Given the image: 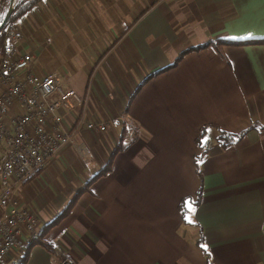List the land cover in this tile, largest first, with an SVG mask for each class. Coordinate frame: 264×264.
<instances>
[{
  "label": "crops",
  "instance_id": "crops-1",
  "mask_svg": "<svg viewBox=\"0 0 264 264\" xmlns=\"http://www.w3.org/2000/svg\"><path fill=\"white\" fill-rule=\"evenodd\" d=\"M14 27L37 71L88 95V119L108 125L82 130L16 186L12 200L35 214L40 231L131 130L112 172L45 235L56 251L76 264H208L203 237L212 264H264V44L223 55L211 46L178 61L232 35L264 39V0H42ZM80 112L62 111L65 129ZM206 126L210 151L198 172ZM252 127L228 149L215 144L219 130ZM200 188L195 223H186L179 205L197 202ZM54 253L38 244L25 264H58Z\"/></svg>",
  "mask_w": 264,
  "mask_h": 264
},
{
  "label": "built area",
  "instance_id": "built-area-1",
  "mask_svg": "<svg viewBox=\"0 0 264 264\" xmlns=\"http://www.w3.org/2000/svg\"><path fill=\"white\" fill-rule=\"evenodd\" d=\"M24 40L13 27L0 45V264H23L28 251L44 242L35 214L12 200L16 186L34 177L82 130L108 128L106 122L88 119V95L66 88L55 72L37 71ZM77 107L80 115L67 130L62 111ZM54 254L58 264H76L69 254Z\"/></svg>",
  "mask_w": 264,
  "mask_h": 264
},
{
  "label": "trees",
  "instance_id": "trees-1",
  "mask_svg": "<svg viewBox=\"0 0 264 264\" xmlns=\"http://www.w3.org/2000/svg\"><path fill=\"white\" fill-rule=\"evenodd\" d=\"M42 2V0H18L17 5L14 8V11L12 12L8 22L6 23V25L0 30V45H4L5 43V39L10 31L11 28H13L15 26V24L23 17L25 16L29 11H31L34 7H36L37 5H39ZM11 7V0H1L0 1V24L5 20V18L7 17L9 10ZM251 44H264V39H253L250 41H244V42H239V41H233V40H229V39H218L212 42H208L202 46L196 47V48H191L187 51H185L184 53H182L180 55V57L178 58V61H180L186 54L191 53L193 51H200L204 48L207 47H211L213 46L221 55H223V49L227 46H246V45H251ZM153 77V76H152ZM211 126H206L204 128H202V130L200 131V134L198 136V138L196 139V145L197 147L202 151V154L200 156H197L195 158V163H196V167L198 168V172L200 170L201 167V163L205 160V158L208 156L209 151H210V141L208 139V141L204 144V146H201V141L203 140V138L205 136H207L208 133V129ZM257 127V126H256ZM256 127H252L249 128L248 130L239 133V134H233V133H228L222 130H219L218 136L215 139V144L219 145L222 149H228L229 147L239 143L244 137L245 135L255 129ZM261 129H264V126H258ZM130 128L128 126H126L124 128V131L121 135V139H120V144L118 145V147L113 151V154L110 158L109 163L107 164L106 167H104L98 174H96L87 184L86 186L81 189L75 196L74 198L68 203V205L64 208V210L49 224L47 225L44 230L41 231V237L43 238L44 242L43 245L48 248L50 251H52L53 253L56 251L55 248L53 247V245L49 242H47L44 237L47 234V232L49 230H51L52 228L58 226L60 224V222L65 219L70 213L71 210L73 209L74 205L76 204V202L78 201L79 197L81 195H83L84 193L90 191V188L92 187V185L98 180V178L100 177H104L109 175L112 172L113 169V160L116 157V155L123 151L126 150L127 147L129 146L130 142L129 139L131 136L130 133ZM198 161H201L200 163H198ZM40 173V170L34 175V177H36L38 174ZM34 177L28 179L26 182L28 183L30 180H32ZM202 200V192H201V188L199 189V191L197 192V202L195 205L200 204ZM185 201H192L190 198H185L181 201L180 205H179V209L182 212L181 209V205L185 202ZM183 214V212H182ZM185 221V220H184ZM186 222V221H185ZM187 223V222H186ZM201 244L205 245L204 239L203 237H200L199 241H198V245L200 246ZM204 255L206 256V259L208 260V264H212L211 261V254H210V250L209 248H207V251H205L203 248H201ZM26 263V260L24 261L23 264Z\"/></svg>",
  "mask_w": 264,
  "mask_h": 264
},
{
  "label": "snow or ice",
  "instance_id": "snow-or-ice-1",
  "mask_svg": "<svg viewBox=\"0 0 264 264\" xmlns=\"http://www.w3.org/2000/svg\"><path fill=\"white\" fill-rule=\"evenodd\" d=\"M229 39L233 40V41H239V42H244V41H250L255 39V35L251 32L247 33V34H242V35H232L230 37H228ZM208 131H211V129H209ZM208 137L205 136L203 138V140L201 141V146L203 147L204 144L208 141ZM201 161H198V163H200ZM196 201H185L182 205H181V209L183 212V219L189 223H195V221L193 220V216L196 214L197 209L195 207ZM201 248H203L205 251H207V246L204 244L200 245Z\"/></svg>",
  "mask_w": 264,
  "mask_h": 264
},
{
  "label": "water",
  "instance_id": "water-1",
  "mask_svg": "<svg viewBox=\"0 0 264 264\" xmlns=\"http://www.w3.org/2000/svg\"><path fill=\"white\" fill-rule=\"evenodd\" d=\"M14 1L15 0H11V7L9 10V13H8L7 17L5 18V20L0 24V30L6 25V23L8 22L11 14H12V12L14 11L15 6L12 5V4H14Z\"/></svg>",
  "mask_w": 264,
  "mask_h": 264
},
{
  "label": "rangeland",
  "instance_id": "rangeland-1",
  "mask_svg": "<svg viewBox=\"0 0 264 264\" xmlns=\"http://www.w3.org/2000/svg\"><path fill=\"white\" fill-rule=\"evenodd\" d=\"M79 93V92H78Z\"/></svg>",
  "mask_w": 264,
  "mask_h": 264
}]
</instances>
